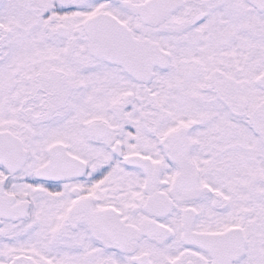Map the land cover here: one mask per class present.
<instances>
[{"label":"snow or ice","instance_id":"obj_1","mask_svg":"<svg viewBox=\"0 0 264 264\" xmlns=\"http://www.w3.org/2000/svg\"><path fill=\"white\" fill-rule=\"evenodd\" d=\"M0 264H264V0H0Z\"/></svg>","mask_w":264,"mask_h":264}]
</instances>
